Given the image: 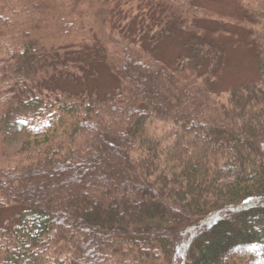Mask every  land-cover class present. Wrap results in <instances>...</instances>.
<instances>
[{
  "label": "trees",
  "instance_id": "16d2710c",
  "mask_svg": "<svg viewBox=\"0 0 264 264\" xmlns=\"http://www.w3.org/2000/svg\"><path fill=\"white\" fill-rule=\"evenodd\" d=\"M228 24L260 76L222 92ZM97 64L104 93L85 79ZM53 110L73 120L64 141L4 147L17 115ZM0 264H264V12L0 0Z\"/></svg>",
  "mask_w": 264,
  "mask_h": 264
},
{
  "label": "rangeland",
  "instance_id": "374dc122",
  "mask_svg": "<svg viewBox=\"0 0 264 264\" xmlns=\"http://www.w3.org/2000/svg\"><path fill=\"white\" fill-rule=\"evenodd\" d=\"M197 1L218 13H223L227 16L230 15L237 19H241L243 16H249L253 19L254 11H257V13L264 12V0H244L242 3L238 0ZM210 24L213 27L216 26L214 20H210ZM247 24L253 25L249 24V22H246ZM227 28L232 31L222 38L227 56L219 74V80L215 85L216 90L222 92H225L233 86L255 83L260 76L259 58L248 46L249 37L247 31L244 30L245 28L234 24H228ZM182 50L184 48L181 42L175 39L163 41L159 45L160 55L169 62H173ZM92 71L93 75L85 77L86 82L89 84L88 86H94L93 84L97 85L101 93L109 91L114 84L115 77L110 75L108 70L100 64H97L96 68ZM67 82L62 84V86L70 88L71 90L82 88V85L75 86L73 82ZM17 118L22 122L23 129L16 139L4 142V147L7 150L18 148L26 139L41 145L60 143L72 131V118L58 110H53L51 113L42 117L33 114L31 111H24L17 115ZM3 212L5 216L10 211L6 210Z\"/></svg>",
  "mask_w": 264,
  "mask_h": 264
}]
</instances>
